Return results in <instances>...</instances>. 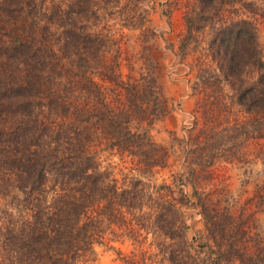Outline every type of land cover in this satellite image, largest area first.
<instances>
[{
    "label": "trees",
    "instance_id": "16d2710c",
    "mask_svg": "<svg viewBox=\"0 0 264 264\" xmlns=\"http://www.w3.org/2000/svg\"><path fill=\"white\" fill-rule=\"evenodd\" d=\"M106 1L0 0V264H75L109 235L140 248L150 234L172 238L175 231L187 244L186 196L176 197L166 184L150 191L142 181L122 189L99 164L106 150L144 176L164 166L168 151L151 128L172 110L151 74L122 77L121 41L101 22L104 16H118L122 26L148 22L142 0ZM178 6L189 38L211 31L203 57L216 67L204 75L200 68L192 84L203 97L180 144L197 172L225 156L215 143L232 106L264 113V60L254 23L226 21L240 8L256 14V3ZM252 70L258 79L247 83ZM247 125L244 145L253 138ZM14 196L19 203L2 209Z\"/></svg>",
    "mask_w": 264,
    "mask_h": 264
},
{
    "label": "rangeland",
    "instance_id": "374dc122",
    "mask_svg": "<svg viewBox=\"0 0 264 264\" xmlns=\"http://www.w3.org/2000/svg\"><path fill=\"white\" fill-rule=\"evenodd\" d=\"M178 1L142 0L140 7L146 10L148 20L144 26H122L118 16L101 20L121 41L122 77L126 80L129 74L138 78L140 73L151 74L168 99L172 110L151 128L153 140L168 151L166 163L144 176L134 170L131 160L106 150L98 153V161L102 171L108 172L122 189L142 181L150 191L151 187L166 184L172 186L176 197L186 196L182 217L188 227L187 244L181 243L175 231L172 238L160 232L150 234L140 248L109 235L75 264H264V113L256 108L247 114L232 106L231 114L226 115L228 123L223 126L228 125L227 131L218 137L219 144L215 143L223 147L225 156L208 169L196 167L197 172H191L180 144L203 97L191 87L200 68L204 75L207 68L216 67L203 57L211 31L189 38ZM246 1L256 3V14L240 8L237 13H227L226 21L245 18L254 23L264 60V0ZM114 6L98 5L107 11H113ZM100 12L105 14L102 9ZM184 41L186 46L182 47ZM125 59L131 61L133 72ZM257 79L255 70L245 78L247 83ZM247 123L253 138L244 145L239 141L247 135ZM230 152L235 155L232 160L228 158ZM9 203L19 202L17 197H10L6 203L3 200L2 209L9 208Z\"/></svg>",
    "mask_w": 264,
    "mask_h": 264
}]
</instances>
